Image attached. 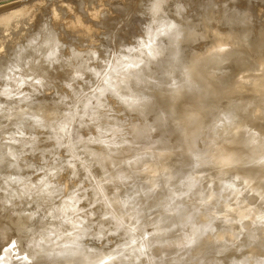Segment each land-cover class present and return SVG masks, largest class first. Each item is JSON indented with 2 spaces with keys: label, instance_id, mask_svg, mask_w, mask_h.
Returning a JSON list of instances; mask_svg holds the SVG:
<instances>
[{
  "label": "water",
  "instance_id": "obj_1",
  "mask_svg": "<svg viewBox=\"0 0 264 264\" xmlns=\"http://www.w3.org/2000/svg\"><path fill=\"white\" fill-rule=\"evenodd\" d=\"M132 24L0 25V264H264V0Z\"/></svg>",
  "mask_w": 264,
  "mask_h": 264
},
{
  "label": "rangeland",
  "instance_id": "obj_2",
  "mask_svg": "<svg viewBox=\"0 0 264 264\" xmlns=\"http://www.w3.org/2000/svg\"><path fill=\"white\" fill-rule=\"evenodd\" d=\"M2 1H6V0H2ZM37 1L39 4L37 3ZM131 1L132 0H49V1L48 0H11L8 2H2V4L0 3L1 4L0 17H3L4 15H6V13L15 11L16 9L19 8H34L31 9V11H28L29 13H31L34 12L35 9L40 7L41 10H39L40 8L38 9L39 15L40 14L43 15L44 12L47 13V14L44 13L43 16H48V21L50 26L57 34L56 44L62 45L67 51L70 50L71 52L73 51V53L77 51V53L76 52L74 53L76 55H78L79 51L75 47L68 45V41L66 37V35H74V33L72 30H63V24L64 25L74 24V18H76L77 20L76 32L90 33V34L96 33L97 26H101L100 33L104 40H101V42L100 41L97 42L99 48L106 55H114L116 52L114 50L115 49L114 46H120L119 43L120 41H126L123 29L124 28L132 29L133 27L132 16L137 18L138 9L145 4V0H142V2L141 0H136V1L133 0L132 2ZM48 2L50 3L51 6L49 5ZM46 4H48L50 7H47L48 5ZM43 8L44 9L46 8L45 11ZM124 9H125V13H124ZM127 9L129 10V12ZM58 10L60 12L57 13ZM127 18L129 19V21H127L128 20ZM50 21L53 24H51ZM121 22L122 23L125 22L123 23V26L121 25L122 24ZM118 23L120 25H118ZM115 28L117 30H115ZM106 34H108L109 37Z\"/></svg>",
  "mask_w": 264,
  "mask_h": 264
},
{
  "label": "bare ground",
  "instance_id": "obj_3",
  "mask_svg": "<svg viewBox=\"0 0 264 264\" xmlns=\"http://www.w3.org/2000/svg\"><path fill=\"white\" fill-rule=\"evenodd\" d=\"M8 1H11V0H6V1H2V2H8ZM49 1V0H48ZM133 1V0H132ZM131 1V2H132ZM136 1V0H135ZM2 2H0L1 4H2ZM141 2H142V0H141ZM37 3H38V1H37ZM49 3V2H48ZM52 3V2H51ZM144 3V2H143ZM0 4V5H1ZM39 4V3H38ZM43 4H44V2H43ZM127 4V3H126ZM138 4V3H137ZM46 5H48V4H46ZM49 5H50V3H49ZM47 6V7H50V6ZM53 5V4H52ZM134 5V4H133ZM40 6V5H39ZM117 6H119V5H117ZM38 7V6H37ZM41 7H43V6H41ZM45 7V6H44ZM36 8V7H35ZM40 8V7H39ZM39 8H37V9H35V10H38ZM52 8V7H51ZM50 8V9H51ZM119 8V7H118ZM121 8V7H120ZM124 8V7H123ZM31 9H34V8H19V9H16L15 11H11V12H8V13H6V15H4L3 17H0V25H6L11 19H14V18H17V17H20V16H22V15H25V14H28L29 12L28 11H31ZM44 9V8H43ZM46 9V8H45ZM45 9H44V11H45ZM34 10V11H35ZM39 10H41V8L39 9ZM53 10V9H52ZM52 10H50V11H52ZM56 10V9H55ZM128 10V9H127ZM54 11V10H53ZM43 12V11H42ZM58 12H60L59 10L57 11V13ZM128 12H129V10H128ZM44 13H46V12H44ZM44 13H43V15H44ZM49 13V12H48ZM56 13V12H55ZM56 13V14H57ZM119 13V12H118ZM124 13H125V9H124ZM127 13V12H126ZM47 14V13H46ZM116 14V13H115ZM41 16H43L42 14H40ZM53 15V14H52ZM124 15V14H123ZM126 15V14H125ZM128 15H129V13H128ZM2 16V15H1ZM56 16V15H55ZM59 16V15H58ZM130 16H132V15H130ZM50 17V16H49ZM124 17V16H123ZM118 18V17H117ZM120 18V17H119ZM126 18V17H125ZM129 18V17H128ZM127 18V19H128ZM136 18V17H135ZM52 19V18H51ZM53 20V19H52ZM51 20V21H52ZM121 20V19H120ZM50 21V22H51ZM114 21H115V19H114ZM127 21H129V19L127 20ZM7 22V23H6ZM122 23V22H121ZM123 23H125V22H123ZM123 23L121 24L122 26H123ZM51 24H53L52 22H51ZM116 24V23H115ZM118 25H120L119 23H118ZM118 25H116V26H118ZM54 26V25H53ZM132 26V25H131ZM117 28V27H116ZM115 28V30H117ZM110 29H111V27H110ZM121 29V28H120ZM57 31V30H56ZM94 31V30H93ZM114 31V30H113ZM115 33V32H114ZM62 35V34H61ZM106 35H108V34H106ZM108 37H109V35H108ZM112 39V38H111ZM116 40H118V39H116ZM110 41V40H109ZM101 42V41H100ZM58 43V42H57ZM110 43V42H109ZM120 43V42H119ZM98 44V43H97ZM115 44H117V43H115ZM103 45V44H102ZM99 46V45H98ZM105 47V46H104ZM75 50V49H74ZM115 50V49H114ZM70 51V50H69ZM73 52V51H72ZM76 53H77V51H75ZM74 52V53H75ZM78 54H79V52H78ZM112 54V53H111ZM77 55L76 54H74V57H76Z\"/></svg>",
  "mask_w": 264,
  "mask_h": 264
}]
</instances>
